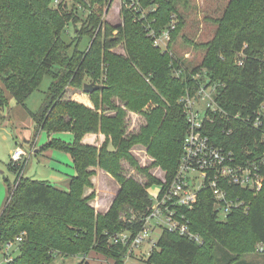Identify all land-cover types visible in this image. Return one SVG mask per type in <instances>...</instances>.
<instances>
[{"label": "trees", "instance_id": "16d2710c", "mask_svg": "<svg viewBox=\"0 0 264 264\" xmlns=\"http://www.w3.org/2000/svg\"><path fill=\"white\" fill-rule=\"evenodd\" d=\"M57 1L0 0V126L11 97L25 108L45 76L51 77L42 109L30 115L37 134L46 131L49 135L74 136L72 144L51 139L40 152L51 149L69 154L76 175L65 190L48 181L25 177L28 160L20 167L10 163L9 169L16 177L12 184H6V204L0 213V250L25 233L19 254L5 264H53L59 256L77 255L83 256L79 264H90L85 259L92 251L115 264H124L130 247L114 244L112 236L129 233L134 239L153 200L148 187L120 176L118 161L131 142L124 139V114L113 99L120 98L134 112H141L150 101L160 105L145 115L148 126L132 143L148 144L151 154L166 170L167 182H172L180 168L188 127L180 100L188 92L194 94L204 81L193 79V75L205 70L210 83L219 84L216 102L227 114L247 117L264 104V0H230L224 16L217 21L216 35L207 45L205 62L191 72L185 63L177 62L167 50L158 47L150 34L155 30L161 35L170 28L172 17L179 14L175 6L163 0H138L147 12L142 18V13L125 3L121 11L124 25L113 28L103 20V9L115 0H90V4L89 0H73L77 6L70 11H65L61 2L53 9ZM86 12L89 15L79 30L76 23L82 21L80 13ZM179 23L170 42L179 34ZM69 24L78 34L76 43L86 35L90 37L86 52H72V45L64 41ZM117 30L119 35L114 37ZM122 43L126 45V58L111 52ZM180 69L182 74L177 77ZM103 76L106 79L102 82ZM146 77L157 86L158 93L150 88ZM88 79L103 87L91 93L96 110L64 99L68 84L83 87ZM105 106L119 114H100ZM229 128L232 131L227 134ZM89 133L105 135V144L84 145L83 137ZM205 134L218 146L234 151L241 160L259 158L264 153L261 131L239 120L217 116L213 124L206 125ZM109 138L116 152L108 150ZM95 166L122 184L105 216L96 215L87 204L89 199L83 198L85 190L93 186L90 178L94 172L90 167ZM227 190L233 198L247 202L249 211H235L221 219L214 209L212 193L202 190L192 209H180L201 244L164 231L154 248L142 251L139 259L145 264H239L247 255L263 257L264 188L258 194L235 186H227ZM221 252L229 259L225 260Z\"/></svg>", "mask_w": 264, "mask_h": 264}, {"label": "rangeland", "instance_id": "374dc122", "mask_svg": "<svg viewBox=\"0 0 264 264\" xmlns=\"http://www.w3.org/2000/svg\"><path fill=\"white\" fill-rule=\"evenodd\" d=\"M128 0H115L112 5H106L103 9V20L111 25L113 28H117L124 25V19L122 16V8ZM166 3L175 6L176 11L179 14H175V19H178L177 23L180 22V31L176 39L169 44V54L172 58H175L177 62H183L186 66L189 67L190 71H193L206 60L208 54L207 45L213 40L216 35L219 25L217 21L220 20L225 14V8L227 7L230 0H163ZM62 3V8L65 11H70L71 8L75 6L76 3L73 0H59V2H54L53 9H57L59 3ZM91 1L89 0V4ZM89 12L80 13L81 20L76 23V28L81 29L85 24V21L88 17ZM119 35V30L115 31L113 34L114 37ZM78 34L73 24H69L66 34H64L63 39L68 45H72L71 51L78 49L81 52H86L90 47L91 39L89 36H85L79 43L77 42ZM114 55H120L124 58L127 57L126 45L122 43L118 48L111 50ZM145 77V76H144ZM106 77L103 76V80ZM146 82L150 85V88L153 89L156 93L159 92L157 86L153 84L149 78H145ZM88 83L89 79L87 80ZM101 82V81H100ZM52 78L45 76L41 86L38 90L34 91L33 94L27 99L25 108L21 107L16 103V100L11 97L8 106L5 108V117L6 121L0 126V210L6 204L7 198V182L10 184L15 180L16 174L14 171L9 169L10 163H12L13 155L12 153L17 149L18 146L24 148L28 151L30 148L29 144L25 143L27 139V134L37 138V148L42 149L44 145L48 144L51 139H61L64 142L68 143L69 138L68 134H61L58 136L50 137L46 131L36 133V124H34L30 112L37 113L42 108L46 93L51 86ZM87 83V84H88ZM64 99L69 102H76L83 105L84 107H89L93 110H96L95 103L91 97V94H86L83 91V87H78L75 84H68L65 89ZM162 100L165 99L162 97ZM116 107H120L121 114H124L125 127L123 128L124 139L131 142V145L128 148H125V154L118 161L119 168H121L120 176L125 180H132L136 183H140L142 186L148 187V190H151L154 187H160L164 184V181H167V172L160 166L157 162L156 156L151 154L150 146L143 142L132 143L134 138L141 135L142 130L148 126V120L145 115L150 114L156 108L160 107L159 104L154 101H150L147 106L141 111H131L128 107L122 102L119 98H115L112 101ZM166 103V101H165ZM102 103L100 102V105ZM100 114L105 113L109 117L117 116L118 111L112 110L110 107L105 106L104 109L99 110ZM166 113V112H165ZM164 113V114H165ZM162 120V119H161ZM163 123V120H162ZM94 134V133H92ZM102 134V133H98ZM37 135V136H36ZM103 135V134H102ZM106 137L105 135H103ZM25 138V139H24ZM28 140V139H27ZM26 140V141H27ZM107 140V137H106ZM110 147L108 150L116 152L117 149L112 146L111 138L108 139ZM33 148V147H32ZM48 155V156H47ZM70 155L59 150H45L42 153L33 155L29 158L27 164V177L34 178L36 180L44 181L48 175L52 172L51 166L48 165L52 163V167L62 166L63 168L69 169L72 167V161ZM91 171L94 172L92 178L96 175L97 171H103L108 176H111L112 179H109L107 176L106 179H103L104 176L98 177V188L103 194L100 193L101 198H105L106 194H112L117 192V187L122 188V184L113 177L108 171H105L99 166L90 167ZM113 180V181H112ZM152 181H158L159 183H153ZM93 184V182H92ZM152 184V185H151ZM92 189V190H91ZM91 190V191H89ZM158 188H154L152 193L157 192ZM114 191V192H111ZM87 192L90 194L87 195ZM106 193V194H105ZM97 193L95 191V185L91 188L85 190L83 198L89 199L87 202L88 206L94 209L96 215H107L108 210L105 214L98 212L99 207L96 202ZM113 204V203H112ZM223 219V218H222ZM159 232L154 235L155 238L159 237ZM260 247V246H259ZM149 252V247H145L144 251ZM220 246L218 251H220ZM19 251L16 250L13 254L17 256ZM142 252H139L134 257H129L125 259L124 264H145L139 259V256ZM147 254L143 255L146 257ZM221 256L225 260L229 259L224 257L225 253L221 252ZM82 255L70 256V257H57L53 264H79ZM89 261L91 264H105L103 256L99 253L92 251L89 253ZM139 259V260H138ZM264 264V256L256 255H247L244 259V263L239 264ZM5 256L0 250V264H5ZM87 261V259H85ZM89 261H87L89 263Z\"/></svg>", "mask_w": 264, "mask_h": 264}, {"label": "built area", "instance_id": "2783aa9c", "mask_svg": "<svg viewBox=\"0 0 264 264\" xmlns=\"http://www.w3.org/2000/svg\"><path fill=\"white\" fill-rule=\"evenodd\" d=\"M126 3L129 9L142 13V18H145L147 12L142 9L138 0H128ZM176 26L177 20L172 17L170 28L161 35H157L155 30L151 31L150 34L158 47L169 52L171 33L177 29ZM242 55L243 53L240 56ZM242 63L243 61H240L239 65ZM176 73L177 77H180L181 69ZM192 78L204 81L200 83L199 89L194 94L188 92L180 100L184 106L188 127L177 174L172 182L164 181L157 192L150 193L153 204L148 214L141 218V231L134 239L129 233L112 236L114 244L130 247L126 258L144 251L147 246L150 252L157 243L159 237L155 238L154 235L158 232L160 235L164 231L176 233L201 244V238L191 231L190 220L180 212V209H192L198 202V195L202 190H209L212 193L214 209L221 219H225L235 211L244 213L249 211L247 202L233 198L228 193L227 186H235L254 194L260 193L264 188V153L259 158L245 157L241 160L234 151L218 146L205 134L206 125L213 124L215 117L219 116L227 120H239L252 126L255 130L261 131L264 140V104L247 117L227 114L216 102L219 84H211L205 70H200ZM231 131L232 128H229L226 132L230 134ZM12 155V164L16 167H20L26 160L24 151L19 147ZM25 236L26 234L23 233L14 241L3 245L1 251L5 256V263L13 260V254L16 250L19 251V245ZM260 251L262 252V249ZM105 261L106 264H115L111 259Z\"/></svg>", "mask_w": 264, "mask_h": 264}, {"label": "crops", "instance_id": "0c3cea01", "mask_svg": "<svg viewBox=\"0 0 264 264\" xmlns=\"http://www.w3.org/2000/svg\"><path fill=\"white\" fill-rule=\"evenodd\" d=\"M5 121H6V119H5ZM61 134H64V133L52 134V135L49 136V138L50 137L54 138L53 136H58V135H61ZM65 134H68L67 135V138H69L68 144L74 143V140H75L74 136L71 133H65ZM27 138L30 139V142H29L30 148L28 149V151L25 150L24 148L20 147V146H18V147L21 148L24 151V154L26 155L25 159L29 161V158L31 156H33V155L36 156L37 154H39L41 152H40V149L37 148V138L35 137V140H33V136H30V134L29 135L27 134ZM105 142H106V137H104L102 134H92V133H89L88 135H85L83 137V140H82V143L84 145H93V146H96V147H101L103 144H105ZM109 147H110V145H109ZM70 159H71V161L73 163V160H72L71 157H70ZM48 165L51 166L52 172L48 175V177L44 181H48L49 183H51L53 185H56L59 188L61 187L62 189L68 190L69 181L73 177H75V175H76V169H74V164H72V167L70 168V170L66 169V168H63L62 166L52 167V163H49V162H48ZM26 169H25V173H24L25 177H27V170ZM99 175L100 176H104L103 179H106V177L109 174L99 170V171L96 172V175L92 178V182L95 185V191L97 193L96 202H94V203H95V205L97 204V206L99 207L98 212H100L101 214H105L107 212V210L109 209V207L112 205V203L115 201V198L118 195V193L120 191V188L118 186L117 187V192L112 193V194H108V195L105 193L106 194L105 198H101L100 197V193L101 194H103V193L98 188V177H99ZM108 177H109V179H112L111 176H108ZM154 188H158L159 189V187H154L153 186V188L151 190H149V193H152ZM91 190H89V191H91ZM111 192H114V191H111ZM88 194H90V192H87V195ZM3 208L0 210V213L3 210ZM88 256L86 257L87 261H89ZM105 260L106 259L103 257L102 261H104L105 264H106ZM255 261L256 260H254V264H256ZM89 263H90V261H89Z\"/></svg>", "mask_w": 264, "mask_h": 264}, {"label": "water", "instance_id": "95a60500", "mask_svg": "<svg viewBox=\"0 0 264 264\" xmlns=\"http://www.w3.org/2000/svg\"><path fill=\"white\" fill-rule=\"evenodd\" d=\"M103 87H101V86H99V85H96V84H94V83H88V84H85L84 86H83V91L86 93V94H91V93H94V92H96V91H99V90H101ZM25 139V138H24ZM28 139V138H27ZM25 139V143L27 144H29V142H30V139ZM27 140V141H26Z\"/></svg>", "mask_w": 264, "mask_h": 264}]
</instances>
